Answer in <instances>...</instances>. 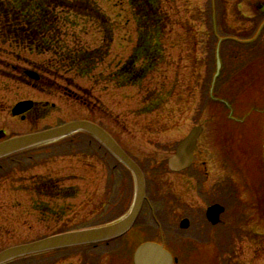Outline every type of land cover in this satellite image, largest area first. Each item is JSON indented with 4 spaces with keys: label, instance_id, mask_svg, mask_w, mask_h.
<instances>
[{
    "label": "rangeland",
    "instance_id": "obj_1",
    "mask_svg": "<svg viewBox=\"0 0 264 264\" xmlns=\"http://www.w3.org/2000/svg\"><path fill=\"white\" fill-rule=\"evenodd\" d=\"M95 2L115 24V35L110 54L88 77L67 72L52 54L24 52L10 47L7 41L0 38V131L9 135L31 129L28 124L10 118V110L26 100L47 105L46 118L32 124L35 129L72 119L91 120L110 133L144 170L153 208L163 222V231L159 236L158 232H154L149 215L142 216L141 228L147 230L145 235L149 240L160 238L178 260V264L189 263V259H194L195 264H264V239L257 242L251 240L253 232H264V189L263 192H256L258 187L245 185L239 177H234L232 182L236 203L223 216V224L215 230L206 227L208 232L200 238L194 236V232L205 223L206 207L213 204L215 199L212 197L214 194H209L214 189V178L210 176V170L204 175L200 167L202 162L213 158V152H218L222 144L214 126L218 119L222 120V133L235 129L224 124L228 112L222 107L213 106L207 99V88L214 70L213 25L219 36H248L258 22L252 7L258 2L262 4L264 0H215V10L210 0H161L172 21L167 33L168 39L164 42L162 65L158 72L144 79L139 86L124 89H117L113 83L105 80L129 56L136 39L134 24L125 0ZM211 10L215 11V15ZM63 32V42L71 50L80 47L95 49L101 45L99 34L89 23L79 20L77 28L64 27ZM261 49L264 50V32L259 43L250 51L231 44L224 45L222 59L225 70L217 85V97H224L239 110L245 105L252 106L264 101V79L262 81L259 78L262 71L264 73ZM26 72L36 73L40 81H28ZM253 77L257 81L255 87L263 94H259V97L246 92ZM155 98L163 99L161 109L143 111L145 107H152ZM197 125L204 129L203 135L211 136L216 143L218 141L217 149L209 150L207 154L199 153L189 171L169 176L167 160L173 155L178 143ZM80 140L74 138L67 150L63 143L40 152L38 157L41 158L35 164L42 167L36 166L38 170L31 173L60 179L62 186L72 189L70 195L73 200L55 203L48 199L34 198L28 192L34 181L15 184V180L20 179L16 171L0 177L3 180L0 183V225L6 227H0V247L36 240L63 229L64 225L85 227L94 221H104L106 216L113 220L127 212L132 200L130 193L126 194L127 174L119 168L110 170L115 166L112 160L107 156L100 159L103 153L97 152L99 149L94 144H89L95 147L94 151L80 147ZM201 143L204 146L201 149L207 148L206 142ZM46 156L54 158L45 160ZM13 169H17L16 166ZM213 169L216 178L224 173L218 162ZM24 176L28 179L27 175ZM168 193L175 197L171 204L163 199ZM32 198L53 210H65L64 216L44 218L46 209L42 207L41 212L32 209ZM97 205L103 207L98 213L104 215L102 220H98L94 211ZM224 205L227 206V202L224 201ZM181 218H187L190 222L185 232L178 230ZM223 225L231 227L227 239L223 236L222 240L210 245V237L213 239L214 232L220 234L225 230L226 233ZM145 235L136 229L124 239L120 247L114 246L115 250L102 248L95 251L97 254L103 252L98 263L108 264V260L114 262L117 256L113 255L124 252L118 256L117 264H130L128 258L122 257ZM196 239L203 245L199 243V247L194 248ZM68 256L72 259L65 264L80 262L73 255ZM58 259L61 258L37 256L15 264H55Z\"/></svg>",
    "mask_w": 264,
    "mask_h": 264
},
{
    "label": "trees",
    "instance_id": "obj_2",
    "mask_svg": "<svg viewBox=\"0 0 264 264\" xmlns=\"http://www.w3.org/2000/svg\"><path fill=\"white\" fill-rule=\"evenodd\" d=\"M136 31V43L128 57L106 80L116 87L139 86L158 72L164 60L171 18L161 0H125ZM89 23L101 35L97 49L75 48L64 42V27ZM114 24L95 0H0V38L10 47L38 55L52 54L62 68L79 77H88L109 53ZM64 35V36H63ZM60 70V68H58ZM162 101V102H161ZM163 99L155 98V111Z\"/></svg>",
    "mask_w": 264,
    "mask_h": 264
},
{
    "label": "water",
    "instance_id": "obj_3",
    "mask_svg": "<svg viewBox=\"0 0 264 264\" xmlns=\"http://www.w3.org/2000/svg\"><path fill=\"white\" fill-rule=\"evenodd\" d=\"M219 44L215 50V65L216 71L214 80L218 77L221 69V62L219 58ZM30 79H37V77L28 73ZM32 104L29 102L18 104L12 111L13 116H18L31 108ZM75 133H85L96 140L103 146L112 156L123 163L132 173L135 180V199L131 212L120 222L104 228L69 233L61 236L45 239L29 245L19 246L8 249L0 253V264H6L15 259L36 255L55 249L74 247L86 244H93L108 241L125 234L133 225L139 213L143 196L144 184L142 175L138 168L126 157L113 139L102 129L96 125L85 122L77 121L68 123L62 127L30 134L21 137H15L0 143V159L11 154L32 149L38 146L50 144L62 138L68 137ZM198 133L194 130L189 137L177 149V155L170 161V169L172 171H180L190 164L192 160V151ZM263 160H264V124H263ZM222 212L217 207H213L207 212V219L211 224H216L219 214ZM186 224H182L185 227ZM134 264H173L170 255L166 253L161 247L153 244H144L140 246L133 256ZM176 262V261H174Z\"/></svg>",
    "mask_w": 264,
    "mask_h": 264
},
{
    "label": "flooded vegetation",
    "instance_id": "obj_4",
    "mask_svg": "<svg viewBox=\"0 0 264 264\" xmlns=\"http://www.w3.org/2000/svg\"><path fill=\"white\" fill-rule=\"evenodd\" d=\"M248 106L249 105L247 106L245 105L244 107H242V109L239 110L236 106L233 105V109L237 112L238 115H240L243 114L242 111L246 110ZM44 108L45 106L35 105L30 112L24 115L21 121L29 120L34 122L36 118L40 117L43 114ZM216 122L217 124H215L214 130L216 127V131L219 132L218 135L222 139V144L218 147L219 149L218 152L217 150L213 152V158H209L208 161L202 162L200 166L203 168L204 175L208 174L207 171L210 170L211 173L210 176L214 178L213 180L214 189L209 193V194H214V196L212 197L215 199L212 202L218 203L219 199H221V197L224 195L226 196V200L229 204H233L235 202L233 197V188H232V182L234 177H239V179L242 182H244L245 185L258 187V189L256 188L257 189L256 192H263L264 162L262 159V154L259 150V148H261V145H259L261 136L259 135V126L257 124V121H256V125L253 124L255 123L254 120V121H250L245 125L234 126L232 123H230L227 120L224 123L225 126L226 127L232 126L235 128L232 132L229 131L227 133H222L224 131V128H222V120L217 119ZM199 127L201 128V135L197 141V145L194 151L195 160H196V156H198L199 153L204 152L207 154L209 153V150L210 151L215 150L217 149V145H219L218 141L217 143L215 141H212L211 136L206 137V135H203L205 131L202 128V126L199 125ZM208 139L210 140V142ZM201 142L204 143L206 142V144H208L207 148L201 149V146L204 148ZM232 142H235V144L232 145ZM227 143L229 144V146ZM245 143H248L249 145L246 146ZM212 161H214V163H211ZM216 162L219 163L220 167H223V171H224V173H222L219 176V178H216L217 174L216 175L214 174V169H213V167H216ZM198 179L199 180L201 179L200 175ZM0 227L6 228L4 225H0ZM3 248L4 247H0V250H2ZM95 248H91L90 250ZM74 253L76 254L73 258H77L80 260L78 264H87L86 263L87 257H85L86 253H84V251L77 250ZM70 259H72V257H69L68 260H65L64 264ZM59 262L60 263H55V264H63V261H59Z\"/></svg>",
    "mask_w": 264,
    "mask_h": 264
}]
</instances>
